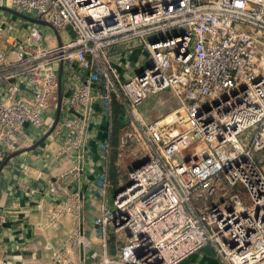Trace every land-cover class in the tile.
<instances>
[{"label":"built area","instance_id":"obj_1","mask_svg":"<svg viewBox=\"0 0 264 264\" xmlns=\"http://www.w3.org/2000/svg\"><path fill=\"white\" fill-rule=\"evenodd\" d=\"M0 5L45 22L31 21L19 37L17 28L0 19V33L12 44V56L0 44V160L32 144L25 123L45 133L50 128L46 118L55 115L60 65L59 117L46 136L61 138L68 157L80 156L94 113L111 121L115 96L125 101L126 114L162 89L170 88L178 100L142 130L147 160L129 170V183L110 204L107 169L98 173L102 206L93 219L94 234L75 225L59 245L46 244L50 264H177L206 244L221 264H264V168L255 156L264 149V0H0ZM66 29L70 37L47 45L51 30L58 36ZM128 40H136L150 60L122 78L106 49ZM135 120L122 143L137 132L140 118ZM251 126L245 145L238 136ZM109 149L108 137L99 141L101 158L108 159ZM239 182L248 203L233 190ZM219 190L224 193L219 201L196 207L202 194ZM80 209L73 195L46 214L53 222L65 213L78 217Z\"/></svg>","mask_w":264,"mask_h":264},{"label":"crops","instance_id":"obj_2","mask_svg":"<svg viewBox=\"0 0 264 264\" xmlns=\"http://www.w3.org/2000/svg\"><path fill=\"white\" fill-rule=\"evenodd\" d=\"M0 19L17 28L19 37L27 33L31 22L1 8ZM48 38L51 41V31ZM0 44L12 56L9 51L12 44L4 31L0 33ZM106 54L111 62L117 65L122 78L138 72L150 60V54L136 40L110 45ZM114 100L123 101L117 96ZM56 106L57 100L56 103L53 100L54 113ZM94 106L98 111V103ZM163 113L167 112H161L158 116ZM54 117L48 116L46 123L52 124ZM122 118V122H127L126 113L122 114ZM111 122L98 117L97 112L93 114L78 157L64 155L61 151V138L50 139L46 136L34 147L23 150L5 161L7 154L0 160V164L5 161L0 168V264L20 261L31 264L34 259H39L43 264H50L51 251L46 248V244L59 245L61 239L66 237L75 225L81 226L89 236L94 234L93 219L102 206L96 195V178L100 171L107 169L108 162L100 157L98 144L109 136ZM24 127L32 137V144L45 134L29 123H25ZM118 160L117 157L115 163ZM52 185L57 187L54 192L51 191ZM109 190L108 185V204L111 200ZM73 195L81 204L78 217L73 213H65L50 222L46 211L62 199ZM78 255L77 249L71 253L73 258Z\"/></svg>","mask_w":264,"mask_h":264},{"label":"rangeland","instance_id":"obj_3","mask_svg":"<svg viewBox=\"0 0 264 264\" xmlns=\"http://www.w3.org/2000/svg\"><path fill=\"white\" fill-rule=\"evenodd\" d=\"M25 19V18H24ZM52 39L45 36V42L48 46H52L58 42L59 36L63 39H67L70 37V32L66 29L63 32L58 33V36L54 30H51ZM178 103V100L172 90L170 88L162 89L158 92H155L144 99L141 103L136 106V111L133 113H127L126 118L127 122H124V127L121 131L123 135L125 131H132V122L135 123V116L140 118V125L138 127L137 132H135L134 136L129 139L127 145L120 147V155L117 157L119 158L118 162H116V171H115V178L116 183L113 182L112 178H108L109 184V197L112 200L114 191L124 187L129 183V170L134 167L140 160L148 157V149L143 147V133L142 130L145 128L146 124L150 121L160 118L162 115L158 116L161 112H169L172 108H174ZM125 109L123 110L124 114ZM125 118V117H124ZM123 119V118H122ZM138 120V119H137ZM131 122V123H130ZM254 132V126H251L245 130H243L240 135L238 136L240 141L243 144L248 145L250 142L251 136ZM256 158L261 157L263 168H264V149L258 150L255 152ZM114 189V190H111ZM233 190L238 192L241 197L248 203L250 202L248 193L244 185L239 182L234 187ZM224 196L222 190L216 191L212 195H205L202 194L197 200H194V203L197 208L202 206L203 204H210L219 201ZM109 201V203L111 202ZM113 241V238H112ZM186 259V260H185ZM219 261V262H218ZM181 264H221V259L218 257L212 246L206 244L196 250L195 252L188 255L186 258L180 261ZM179 263V264H180ZM178 264V263H177Z\"/></svg>","mask_w":264,"mask_h":264},{"label":"trees","instance_id":"obj_4","mask_svg":"<svg viewBox=\"0 0 264 264\" xmlns=\"http://www.w3.org/2000/svg\"><path fill=\"white\" fill-rule=\"evenodd\" d=\"M125 109V101H116L113 99L112 101V113H111V129L109 132V155L107 159V172L108 176L112 178L113 182L116 183L115 171H116V163L115 160L120 153V147L127 145L128 141L125 143L121 142V131L124 127V123L122 122V112ZM110 156V157H109ZM109 185V184H108Z\"/></svg>","mask_w":264,"mask_h":264},{"label":"water","instance_id":"obj_5","mask_svg":"<svg viewBox=\"0 0 264 264\" xmlns=\"http://www.w3.org/2000/svg\"><path fill=\"white\" fill-rule=\"evenodd\" d=\"M0 8H1V9H5V10H8V11H11V12H13V13H15V14H17V15H20L21 17H23V18H25V19H27V20H30V21H36V22H40V23H45V22L42 21L39 17H31V16H28V15H25V14H23V13H21V12L15 10V9H13V8H10V7H8V6L0 5ZM61 69H62V66L60 65V67H59V69H58V91H57V106H56V113H55V117H54V120H53V122H52L50 128L48 129V131H47L42 137H40V138H39L37 141H35L33 144H31V145H29V146H27V147H24V148H19V149L13 150V151H11L10 153H8V155H7L6 159H5V161H6L8 158H10V157L16 155L17 153H19V152H21V151H23V150H27V149L32 148V147H34L35 145H37L40 141H42V140L46 137V135L49 133V131L54 127V125H55V123H56V121H57V119H58V117H59V109H60V103H61V87H60V85H61V82H60V80H61ZM146 160H147V157H145L144 159L140 160L136 165H134V167H136V166H138V165L144 163ZM5 161L2 162V163L0 164V168L2 167L3 163H5ZM118 190H119V189H118ZM116 191H117V190H116ZM138 255H139V253H138Z\"/></svg>","mask_w":264,"mask_h":264}]
</instances>
